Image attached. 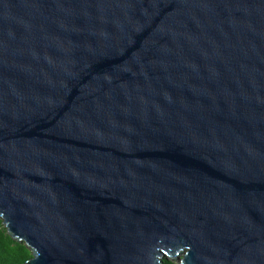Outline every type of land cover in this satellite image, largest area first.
Returning a JSON list of instances; mask_svg holds the SVG:
<instances>
[{
  "label": "water",
  "instance_id": "95a60500",
  "mask_svg": "<svg viewBox=\"0 0 264 264\" xmlns=\"http://www.w3.org/2000/svg\"><path fill=\"white\" fill-rule=\"evenodd\" d=\"M0 219L23 264H264V0H0Z\"/></svg>",
  "mask_w": 264,
  "mask_h": 264
},
{
  "label": "trees",
  "instance_id": "16d2710c",
  "mask_svg": "<svg viewBox=\"0 0 264 264\" xmlns=\"http://www.w3.org/2000/svg\"><path fill=\"white\" fill-rule=\"evenodd\" d=\"M30 257V249L23 242L11 238L0 219V264H23ZM162 262L163 264H174L164 257Z\"/></svg>",
  "mask_w": 264,
  "mask_h": 264
},
{
  "label": "rangeland",
  "instance_id": "374dc122",
  "mask_svg": "<svg viewBox=\"0 0 264 264\" xmlns=\"http://www.w3.org/2000/svg\"><path fill=\"white\" fill-rule=\"evenodd\" d=\"M166 260H168V261H171V262H173L174 264H178V263H176L175 261H173V260H171V259H168V258H166V257H164Z\"/></svg>",
  "mask_w": 264,
  "mask_h": 264
}]
</instances>
